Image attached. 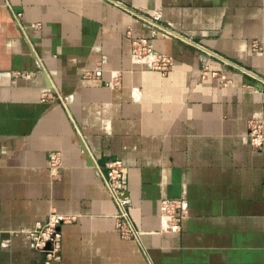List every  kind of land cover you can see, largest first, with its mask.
Instances as JSON below:
<instances>
[{
    "label": "crops",
    "instance_id": "1",
    "mask_svg": "<svg viewBox=\"0 0 264 264\" xmlns=\"http://www.w3.org/2000/svg\"><path fill=\"white\" fill-rule=\"evenodd\" d=\"M137 38L169 70L134 59ZM232 64L264 79V0H0V264H43L23 230L52 209L76 217L58 264H264V144L246 138L264 87ZM112 159L137 239L115 226ZM181 197L163 230L160 200Z\"/></svg>",
    "mask_w": 264,
    "mask_h": 264
},
{
    "label": "built area",
    "instance_id": "2",
    "mask_svg": "<svg viewBox=\"0 0 264 264\" xmlns=\"http://www.w3.org/2000/svg\"><path fill=\"white\" fill-rule=\"evenodd\" d=\"M115 3H119L114 1ZM144 20L151 25H155L160 31L167 34H174L180 37L184 43L193 46V42L186 37H183L176 32L170 30L168 26H163L150 18L143 17ZM132 57L148 65L150 68L160 71L161 73L169 70L172 59L166 55L155 51L151 42L146 38L133 39L131 42ZM226 64L228 63L224 60ZM239 72L245 74L249 78L257 80L260 88L264 87V79L259 78L252 71L241 66L232 64ZM100 70L93 72L94 76H98ZM92 75L91 72L87 73ZM59 97V96H58ZM248 142L255 148H260L264 144V131L262 123L251 118L248 123L246 133ZM59 164L58 155L50 156L49 167L55 168ZM127 167L119 159H112L107 162V170L103 177L104 186L108 192L110 199L115 205L114 219L115 226L120 235L124 238L137 239L139 230L134 226V223L129 214L130 198L126 194L127 183L125 175ZM186 214L185 198L176 199H161L159 202V216L162 220L161 228L170 232H179L181 223ZM74 215H67L58 212L54 209L50 210L46 216L35 222L32 228L23 230L29 238L33 249L43 255V264H58L61 260V240L62 232L61 225L70 223L75 220Z\"/></svg>",
    "mask_w": 264,
    "mask_h": 264
}]
</instances>
